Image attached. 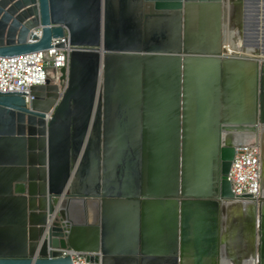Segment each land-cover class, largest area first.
Returning a JSON list of instances; mask_svg holds the SVG:
<instances>
[{
  "label": "water",
  "instance_id": "1",
  "mask_svg": "<svg viewBox=\"0 0 264 264\" xmlns=\"http://www.w3.org/2000/svg\"><path fill=\"white\" fill-rule=\"evenodd\" d=\"M112 1L0 0V56L45 49L51 38L64 35L70 46L67 67L59 70V79H66L62 91L46 79L28 88L27 103L21 92H0V264H71L58 251L67 247L84 255L89 264H109L107 257L113 248L105 245L106 207L126 202L136 206L150 201L147 197L152 194L137 187H103L97 172L100 102L108 97L109 58L139 56L138 52L147 57L169 53L176 59L179 76L175 163L169 186L152 188L170 205L165 257L171 264H182L192 238L197 255L207 260L223 257L227 262L226 253L218 254L221 245L226 250L216 228L219 210L224 216L248 214L249 223L243 227L246 242L243 247L238 245L244 251L237 254V264H264V41H243L242 54L226 50V41L232 43L242 31L243 0H137L147 10L144 12L174 19L171 44L159 36L140 44L139 18L112 11ZM126 19L130 29L124 26ZM37 26L38 38L32 32ZM224 30L228 32L225 40ZM28 38L36 41L27 42ZM247 50L263 58L249 60L243 56ZM190 60L219 64L249 60L256 64L248 113L242 119L216 114L212 138L194 139L191 148V141L184 137L186 103L199 104L202 92H194V98L188 99L185 75ZM195 109L200 116L201 107ZM248 130L259 139L258 203L246 200L249 196L236 200L226 178L234 148L241 140L237 135ZM93 157L94 172L87 179H78ZM201 213H207L205 222L191 220L192 214ZM200 225L206 227L204 244L198 235H187ZM110 227L113 229L112 224ZM134 243L135 238H130L127 251H134ZM117 246L124 252L120 242Z\"/></svg>",
  "mask_w": 264,
  "mask_h": 264
},
{
  "label": "crops",
  "instance_id": "2",
  "mask_svg": "<svg viewBox=\"0 0 264 264\" xmlns=\"http://www.w3.org/2000/svg\"><path fill=\"white\" fill-rule=\"evenodd\" d=\"M112 11H121L128 18L130 15L139 18L140 44L148 39L155 41L158 36L171 44L174 19L144 12L147 10L137 0H124L121 3L114 0ZM242 13V31L232 41L237 45L233 51L236 54H242L241 44L249 38L259 44L264 41V0H243ZM124 26L129 29L132 27L127 19ZM227 37L228 32L224 30V40ZM230 44L229 41L227 50ZM249 53L247 50L243 56L249 60L263 58L260 54L255 56ZM143 54L138 52L139 56L123 54L122 57L113 55L109 58L108 97L100 102L99 185L106 188L137 187L152 193L147 197L150 201H143L136 206L126 202L106 207L105 245L108 249L110 246L113 248L112 254L107 257L109 264H171L163 253L167 248L170 205L162 193L158 194L152 188L169 186V173L175 163L174 150L178 148L179 139V76L176 59L169 53L164 57L159 56L160 53H154V57ZM249 60L223 61L221 64L209 60L188 62L185 75L188 99L191 96L194 98V92H202L199 104L190 100L186 103L188 118L184 137L191 141L190 148L193 147L194 139L212 138L216 114L242 119L248 113L252 73L254 87L256 85V64ZM196 106L201 107L198 117ZM238 137L255 138L259 142L258 134L249 130L241 132ZM95 167L93 157L84 165L83 176L78 175V179H87L86 175L94 172ZM227 215L224 216L218 210L216 228L226 246L225 250L224 245H221L218 254L223 256L226 253L229 260L224 262L223 257L222 261L218 257L207 260L205 256L197 255L191 245L193 240L189 238V247L182 264H237V254L244 251L238 245H245L243 227H247L249 217L247 212ZM192 216L191 220L195 222H205L208 218L207 213ZM231 224L242 227L234 229L231 226L229 229L228 225ZM200 226L199 229H191L187 235H198V241L204 244L206 227ZM130 238H135L132 253L127 251ZM118 242L124 252L119 250Z\"/></svg>",
  "mask_w": 264,
  "mask_h": 264
},
{
  "label": "built area",
  "instance_id": "3",
  "mask_svg": "<svg viewBox=\"0 0 264 264\" xmlns=\"http://www.w3.org/2000/svg\"><path fill=\"white\" fill-rule=\"evenodd\" d=\"M32 32L38 38L40 27H34ZM64 36L51 38L49 47L45 49L20 55L0 56V92H21L27 103L28 88L43 84L46 79L56 83L58 90L62 91L66 86V79H59V70L67 67L70 50ZM35 41L34 38L27 39V42ZM59 43L64 45L60 47ZM226 178L236 200L241 196H249L246 200L259 202L260 148L255 138H241L240 143L235 146ZM58 251L61 257L68 256L71 264H89L84 255L71 248Z\"/></svg>",
  "mask_w": 264,
  "mask_h": 264
},
{
  "label": "bare ground",
  "instance_id": "4",
  "mask_svg": "<svg viewBox=\"0 0 264 264\" xmlns=\"http://www.w3.org/2000/svg\"><path fill=\"white\" fill-rule=\"evenodd\" d=\"M229 43V41L227 42V44ZM228 46V45H227ZM236 47H237V45H236V43H231L230 45H229V51L227 50V47H226V50H227V52H230V53H232L233 51H235V49H236ZM236 56V55H235ZM263 141H264V139H263Z\"/></svg>",
  "mask_w": 264,
  "mask_h": 264
}]
</instances>
